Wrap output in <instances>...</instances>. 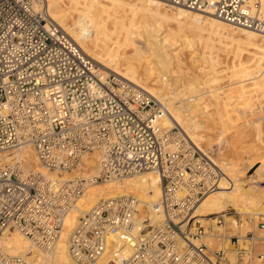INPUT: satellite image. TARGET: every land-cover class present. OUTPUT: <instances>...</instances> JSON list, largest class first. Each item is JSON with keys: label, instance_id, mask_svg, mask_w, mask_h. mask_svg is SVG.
I'll return each instance as SVG.
<instances>
[{"label": "built area", "instance_id": "2783aa9c", "mask_svg": "<svg viewBox=\"0 0 264 264\" xmlns=\"http://www.w3.org/2000/svg\"><path fill=\"white\" fill-rule=\"evenodd\" d=\"M167 1L264 35V0ZM46 3L0 0V150L29 144L48 171L27 170L21 156L0 167V264H38L4 250L7 232L49 249L64 211L90 185L145 172L161 179L150 209L160 221L142 217L134 195L99 200L69 235L76 264L105 253L109 264H264V213H247L244 234L229 227L230 216L243 223L232 209L197 213L227 179L223 168L184 130L163 128L157 98L104 70ZM95 150L98 175L63 178Z\"/></svg>", "mask_w": 264, "mask_h": 264}, {"label": "bare ground", "instance_id": "6f19581e", "mask_svg": "<svg viewBox=\"0 0 264 264\" xmlns=\"http://www.w3.org/2000/svg\"><path fill=\"white\" fill-rule=\"evenodd\" d=\"M127 3L132 4L130 6H132L133 11L128 15L125 13L120 15L121 10H123ZM46 10L50 17L59 23L90 57L105 68L119 73L131 83L145 89L157 98L163 107V113L160 116V124L163 128L171 129V126L178 124L191 138H197V136L202 138L201 132L198 133V131H202L203 129L205 131H210L222 126V137L226 140H230V137L233 136H230L231 130H238V132L242 131V136H252V133H248L243 126L248 122H237L241 119L240 116H238L239 113L236 115V118L233 117L232 120L230 119L231 121H223L222 115L226 113L228 108L226 102L220 99L219 92H217V90L222 87H217V84L220 82L218 79L216 80V70L213 71L212 65L207 62H212L217 59V55L214 60L212 57V52L217 47L215 42L217 40L224 43L226 38V40H231V42H227V45H232L233 41H236L235 43L236 45L238 44L239 47L240 45L244 46L241 47V50H239L240 48H236L234 53L235 59L242 54L240 52H243V48L247 49L248 57L241 58V60L239 58L237 62L233 63L234 68L232 66L230 67L233 71L232 75L234 76L231 85H233V87L235 86L234 89L237 92L242 93L240 97L238 96V98H236V100L238 99L239 101L244 99L242 101V105L244 106L240 103V108L251 107L253 102L251 103L250 100L251 97L256 95V92L258 96L261 94L264 95L262 92H259V90L264 92V37L260 38L262 34L245 27L228 23L213 15L211 12L188 9L182 5L172 4L167 0H69L67 6L63 5V0H47ZM110 21L113 23L114 27L109 25ZM237 27H240L241 30L237 29ZM239 32L240 34H237ZM136 35L140 37L143 45L137 43L134 39ZM188 44H194L195 46L192 51L193 54H191L193 56H191L192 60H202L199 72L206 76V78L202 80L196 76L189 75L187 72L182 73L176 70V67L179 66L180 68L182 57L181 53H179L180 49L177 51L175 49L178 46L185 47V45ZM129 46L132 48L131 50L127 49ZM229 47L230 49H225V51L230 52L232 48L231 46ZM145 49H148L150 52L149 56H151V62L148 61L149 57L145 54ZM233 58L231 59L233 60ZM195 64L193 63V65ZM230 65L232 64L230 63ZM213 66L216 65L213 64ZM164 73H169L168 80H163ZM232 75L230 74L229 76L231 77ZM181 76L187 83L185 81L182 84L180 83ZM148 81L162 83L163 85L161 87L149 85L147 83ZM226 85L229 86L230 84ZM166 87L174 88L177 92L173 95H169L166 91ZM247 87L251 89L247 90ZM185 90H190L189 93H192L194 97L191 98L192 95L186 93L191 98L189 99L191 101L187 102L186 100V103H183L182 100V103L175 104L173 101L174 98ZM230 90L232 91V88ZM252 91L253 94L250 95ZM183 95L186 96L185 94ZM213 95H215V97L211 99L210 97ZM184 98L185 97H183V99ZM192 100H194V103H192ZM255 100H257V98ZM191 104L202 105L201 117L199 119H195V115L190 106ZM235 106L234 109H231L232 113H235ZM231 107L233 106L231 105ZM261 112L263 111L261 110ZM256 116H258V114ZM250 122L255 126L259 124H256L253 119H250L249 124ZM258 126L259 125H257V130L259 133L260 128H258ZM186 129L195 133V137H192L190 132ZM238 132L237 136L239 137L240 135ZM234 135L236 136V134ZM238 137H236V139ZM236 139L234 140L236 141ZM234 140L232 139V141ZM226 143L230 144L228 142ZM235 143L236 142H234V144ZM231 145H233V142H231ZM19 152L22 155L24 166L27 170L32 169L35 171L48 172L47 169L40 168L38 159L31 145H24ZM15 153L13 154L15 155ZM92 155H90V158L87 157L89 156L88 154H86V157L83 156L82 164L84 168L81 166L85 170L89 169V177L98 175L101 170L100 159H98L100 156L94 157L96 155ZM12 158L13 157L9 153L5 152L0 154V167ZM226 162L229 163V161ZM220 166L223 168L222 165ZM228 169L234 171L235 167L232 169V167L229 166ZM228 169L226 168V170ZM223 170L227 179L224 180L218 189L208 194L201 201L197 206L196 212L206 215L221 212L228 206H233L242 213L248 212V210L252 211V209H254L253 205H256V203L258 207L259 199L263 198L264 200V191L259 188L263 193H258L255 191V189H257L255 186L252 188L247 186L248 188H246L241 181L238 184L237 180L233 182L228 172L224 168ZM236 171L238 172V170ZM51 173L55 174L54 172ZM135 176L136 177L127 180H124V178L114 180L106 186H91L86 191L84 198L79 202L72 203L64 211L62 231L60 230L59 237L51 248H46V250L38 248L30 238L26 235L24 236L21 231L15 229L11 232H7L5 235L4 250L11 255H21L29 260H34L38 264H76L71 259L68 251L69 235L78 225L80 220L79 217L90 211L99 199L102 200L101 198L108 199L132 193L139 201L140 209L143 208L145 204L149 206L147 213L148 215L150 214L151 222L155 223L160 221L161 216L150 210L151 205L157 201L161 195V179L159 174L151 172V174ZM145 214H141L142 217L146 216ZM229 219L230 223L233 225L232 227L239 229L240 233L241 231L245 232L246 224L244 225L245 227L241 229L239 227H242V225L237 227L234 218L230 216ZM109 259L110 256L108 253H105L93 264H109Z\"/></svg>", "mask_w": 264, "mask_h": 264}, {"label": "rangeland", "instance_id": "374dc122", "mask_svg": "<svg viewBox=\"0 0 264 264\" xmlns=\"http://www.w3.org/2000/svg\"><path fill=\"white\" fill-rule=\"evenodd\" d=\"M65 3V4H64ZM68 3H69V0H63V5L64 6H67L68 5ZM129 3H127V4H125V6H124V8H123V10H121V13H120V15L121 14H129V13H131V11H133L132 10V6H130V5H132V4H129ZM70 23V22H69ZM109 25L110 26H112V27H114V25H113V23L110 21L109 22ZM174 25V24H173ZM237 29H239V30H241V28L240 27H237ZM237 34H240V32L239 33H237ZM138 35H136L135 36V40L137 41V43H140L141 45H143V42H141V40H140V37H137ZM262 37H264V36H262V35H260V38H262ZM216 42V44H217V47L215 48V50L212 52V57H213V60L216 58V55H217V59H215V61H210V62H207L208 64H210V65H212V70L213 71H215V76H217V78H216V80L218 79V81L220 82L219 84H217V87L218 86H221L222 88H220L219 90H217V92H219V95H220V99L222 100V101H224V102H226V105H227V111H226V113L224 114V115H222V119H223V121H231L232 119H233V117H235L236 118V115L238 114V116H240V118L241 119H236V120H238L237 122L239 123H241V122H248L247 124H245V125H243L245 128V130L248 132V133H252V136L251 135H243V136H245V137H243L242 136V131H240V132H238V130L236 131V130H231V132H230V136L231 135H233V136H229L231 139V141L229 142L228 140H226L224 137H222V135H223V130H222V127H218V128H215V129H212V130H210V131H205L204 129L202 130V131H198V133H200L201 132V135L203 136L202 138H199L198 136H197V138L195 137V133H192V132H190V130L189 129H186L187 131H189L190 132V134L192 135V137H195V138H192V139H194V141H196L197 142V144L201 147V148H203L204 150H206V151H208L210 154H211V156L216 160V162L218 163V164H220V165H222L223 166V168L226 170V168L228 169L229 168V166H231L232 167V169H234V167H235V169H234V171L232 170V171H230L229 169L228 170H226L227 172H228V174L231 176V178L233 179V182L235 181L236 182V180H237V184L238 183H240V181L242 182V184L246 187V188H252L253 186H255L257 189H255V191L256 192H258V193H260V192H262V191H264V95H262V97H261V95H257L258 93L256 92V95H254L253 97H251V100H250V102L252 103V105H251V107H246V108H240V103H241V105L243 104L242 103V101L244 100V99H242V100H236V98H238V96L240 97L241 95H242V93L241 92H237L235 89H234V87H233V85H231V82H232V80H233V78H234V76L232 75L233 74V71H232V69L230 68L231 66L233 67V63L234 62H237V60H239V58H240V60H241V58H247L248 57V53H247V49L245 48H243V52L241 51L240 53H242V54H240L239 56H237V58L235 59V50H236V48H240L239 50H241L242 48L241 47H244V46H242V45H240V47H239V45L237 46L236 45V41L234 42L233 41V43H232V45L230 44V45H227V42H231V40H226V38H225V40H224V43H222L221 41H219V40H217V41H215ZM219 45V46H218ZM189 46V47H188ZM229 46H231V48H232V50H230V52L229 51H225V49L226 50H228V49H230V47ZM181 47V48H180ZM183 46H178L175 50L177 51V50H179L180 52L179 53H181V57H182V63H181V65H180V68H179V66L178 67H176V70L177 71H179V72H187L189 75H191V76H196V77H198L199 79H204V78H206V76H204L203 74H201V72H199V68H200V66H201V63H202V60H192V58H191V54H193V50H194V48H195V46H194V44L193 45H185V47H183ZM221 47V48H220ZM225 47H227V48H225ZM145 48V47H144ZM128 50H131L132 48H130V46L127 48ZM219 49V50H218ZM221 49V50H220ZM222 49H224V50H222ZM146 50V55H148V57H149V59H148V61L149 62H151V56H149L150 55V52H149V50L148 49H145ZM148 50V51H147ZM170 51H172L171 49H169ZM174 50V51H175ZM148 52V53H147ZM218 52V53H217ZM214 53V54H213ZM228 53V54H227ZM234 58H233V57ZM147 57V58H148ZM193 57V56H192ZM231 58H233V60L231 59ZM151 59V60H150ZM95 60V59H94ZM216 60H217V62H218V64H217V62H216ZM232 62H231V61ZM96 61V60H95ZM193 61V62H192ZM195 61V62H194ZM97 62V61H96ZM98 64H99V62H97ZM193 63L195 64V63H197V64H195V65H193ZM216 63V64H215ZM230 63L232 64V65H230ZM176 64V63H175ZM213 64L214 65H216V66H213ZM104 70H106V71H113V70H111V69H108V68H105L103 65H101V64H99ZM124 67V66H123ZM228 67V68H227ZM216 68V69H215ZM234 68V67H233ZM219 69V70H218ZM224 69V70H223ZM232 71V72H231ZM169 73H164V75H163V80H168V77H169V75H168ZM232 75L231 77L229 76V75ZM168 75V76H167ZM226 76V77H225ZM222 78V79H221ZM220 79V80H219ZM186 82V80H184V78L181 76V84L183 83V82ZM154 81H148L147 83L149 84V85H153V86H157V87H161L163 84L162 83H153ZM187 83V82H186ZM226 84H230L229 86L228 85H226ZM226 86V87H225ZM177 87V86H176ZM217 87H214V88H217ZM181 88V87H180ZM232 88V91L230 90ZM248 89L247 90H250L251 88H249V87H247ZM171 89V90H170ZM179 89V88H178ZM229 89V90H228ZM235 90V91H234ZM166 91L168 92V94L169 95H173L175 92H177V90L176 89H174V88H167L166 87ZM171 91V92H170ZM189 91L190 90H185L183 93H181V94H179V95H177L175 98H174V103L175 104H180V102L182 103V100H183V103H186V100H187V102H189V101H191V100H189V99H191V98H193L194 96L192 95V93H189ZM215 92H216V90H215ZM259 92H262L263 94H264V92L262 91V90H259ZM172 93V94H171ZM192 95L191 96V98L187 95ZM250 93V92H249ZM183 94H185L186 96H184ZM251 94H253V91L250 93V95ZM255 94V93H254ZM183 97H185L184 99H183ZM215 97V95H213L212 97H210L211 99H213ZM259 97V98H258ZM181 98V99H180ZM257 98V100H255ZM176 100V101H175ZM178 100H180V101H178ZM230 101V102H229ZM239 101V102H238ZM178 102V103H177ZM228 102H229V104H228ZM237 102V103H236ZM192 103H194V100H192ZM239 104V105H238ZM231 105L233 106V107H231ZM236 105V106H235ZM191 106V108H192V112L194 113V115H195V119H199L200 117H201V106L202 105H200V104H191L190 105ZM234 106H235V109L237 110L238 109V107H239V109L236 111L235 110V113H232V111H231V109L233 108L234 109ZM242 106H244V105H242ZM259 106V107H258ZM261 106V107H260ZM197 107V108H196ZM198 107H200V108H198ZM230 107V108H229ZM237 107V108H236ZM199 109V110H198ZM229 109H230V111H229ZM241 109V110H240ZM245 109V110H244ZM252 109V110H251ZM255 109V110H254ZM243 110H244V113H243ZM261 110L263 111V112H261ZM241 111V112H240ZM248 111H251V112H248ZM253 111H256V112H253ZM247 112V113H246ZM261 112V113H260ZM230 113V114H229ZM252 113V114H251ZM227 114V115H226ZM245 114V115H244ZM258 114V116H256ZM244 115V116H243ZM227 117V118H226ZM244 117V118H243ZM261 119H260V118ZM231 119V120H230ZM250 119H253V120H255V122H256V124L257 123H259V124H257V125H259L258 126V128H260V131H259V133H258V130H257V125L255 126V125H253V124H251V122H250V124H249V121H250ZM248 120V121H247ZM249 124V125H248ZM248 125V126H247ZM174 126H177V127H179V128H181L178 124H175ZM174 126H171V127H174ZM242 126V127H243ZM232 131H236V132H232ZM237 132L239 133V137L237 136ZM261 132V133H260ZM231 133H233V134H231ZM194 134V135H193ZM234 134H236V136L234 135ZM260 134V135H259ZM259 135V136H258ZM218 136V137H217ZM257 136V137H256ZM236 137H238L237 139H236ZM241 137V138H240ZM243 137V138H242ZM232 139L234 140V139H236V141L234 140V141H232ZM257 139V140H256ZM225 140H226V142H228V143H230V144H227L226 142H225ZM231 142H233V145H231ZM234 142H236L235 144H234ZM227 144V145H226ZM26 146V145H25ZM32 148H33V146H31ZM20 147H14V148H9V149H3V150H0V154H2V153H9L13 158L14 157H17L18 155H19V157L21 156L22 157V155H21V153L19 152V151H21L22 150V147L19 149ZM34 149V148H33ZM5 151V152H4ZM16 152V153H15ZM34 152H35V150H34ZM13 153H15V155L13 154ZM20 153V154H19ZM95 154L96 156H94V157H99L100 156V151H98V150H95V151H93V152H91V153H88V155L89 156H87L88 158H90V155H92V154ZM96 153H99V154H96ZM36 154V153H35ZM93 154V155H94ZM92 155V156H93ZM85 157H86V155H84ZM37 157V156H36ZM12 158V159H13ZM83 158L84 157H81V159L79 160V162L74 166V167H72L70 170H68V171H65V172H63V175H64V177L65 178H67V177H73V176H79V175H83V176H85V177H89L88 175H89V169H87V170H85V169H83L84 167H83ZM12 159H10V161L12 160ZM98 159H100V157L98 158ZM226 161H229V163H227ZM9 162V161H8ZM8 162H6V163H8ZM81 162V163H80ZM5 163V164H6ZM225 163H227V164H225ZM233 163V164H232ZM38 164L40 165V168H42V169H46L40 162H39V160H38ZM80 164V165H79ZM224 164V165H223ZM233 165H234V167H233ZM83 168H82V167ZM30 170H32V169H30ZM236 170H238V172L236 171ZM234 172V173H233ZM153 173H155V172H153ZM238 175H237V174ZM144 174H151V172H145V173H141V174H136L137 176H141V175H144ZM134 177H136L135 175L133 176V178ZM129 178H132V177H126V178H124V180H127V179H129ZM110 182H112V181H101V182H98V183H96V184H93V185H90L87 189H86V191L91 187V186H106L108 183H110ZM235 184V183H234ZM248 186V187H247ZM258 186V187H257ZM259 188H260V190H262V191H260L259 190ZM259 190V191H258ZM86 191L75 201V203L76 202H79L82 198H84V195H85V193H86ZM263 193V192H262ZM128 194H131V195H133L132 193H128ZM101 199H103V198H101ZM100 200V199H99ZM98 200V201H99ZM261 200H262V202H261ZM97 201V202H98ZM264 200H263V198H260L259 199V201H258V207H257V203H256V207L253 205V208L254 209H252V211H249L248 210V212H242L241 213V211H238L237 210V208H235V207H233V206H228L225 210H229V209H232L233 211H236V214H237V216H241L242 217V227H239V228H244L245 226V224H246V227H245V232L248 230V229H250V228H252V226H251V224H249L247 221H246V215H247V213H255L257 216H258V214L259 213H264V209H263V207H264V202H263ZM96 202V203H97ZM74 203V202H73ZM95 203V204H96ZM260 203V204H259ZM93 206V205H92ZM262 206V207H261ZM261 207V208H260ZM91 208V207H90ZM89 208V209H90ZM140 208V207H139ZM149 208V206L147 205V204H145L144 206H143V208H141L140 209V212H141V214H145V213H147V209ZM256 208H258V209H256ZM260 208V209H259ZM224 210V211H225ZM257 211H259V212H257ZM83 215V214H82ZM81 215V216H82ZM80 216V217H81ZM79 217V218H80ZM232 218H234V217H232ZM228 219H229V217H228ZM230 220V219H229ZM233 225L230 223V225H229V227H232ZM63 228V227H62ZM234 228V227H233ZM61 231H62V229H61ZM244 231V230H243ZM245 232H242L241 231V233L242 234H244ZM25 236V235H24ZM46 250V249H45ZM43 252V251H42Z\"/></svg>", "mask_w": 264, "mask_h": 264}]
</instances>
